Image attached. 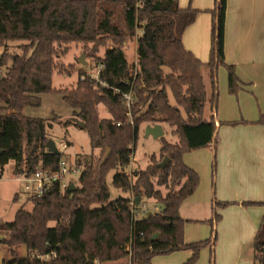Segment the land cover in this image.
<instances>
[{
    "label": "trees",
    "instance_id": "1",
    "mask_svg": "<svg viewBox=\"0 0 264 264\" xmlns=\"http://www.w3.org/2000/svg\"><path fill=\"white\" fill-rule=\"evenodd\" d=\"M196 14L191 8L179 9L177 0H0V47L24 42L21 53L8 54L3 50L0 54V68H5L0 75V176L9 162L13 163V174L23 169L32 172L39 167L56 168L61 153L53 154L45 148V128L51 123L23 114L39 94L57 93L83 123L81 128L88 135L91 150H104L105 154L109 150L105 160L103 157L96 163L89 157L78 159L79 187L60 191L58 185H53L41 197L34 198L31 211L18 209L11 222L0 223V232L7 233L0 245L8 252L2 264H105L125 259L126 243L130 264H148L154 256L180 250H191L192 255L184 264H195L205 246H209L214 258L215 226L220 220L216 210L228 203L213 198V213L206 221L211 228L208 239L183 242L184 221L178 210L195 191L199 178L184 165L182 155L210 147L215 159L216 126L212 112L217 104V68L223 66L227 70L230 94L237 92L239 81L233 66L226 65L223 59L225 0H215L210 11L206 63L186 51L181 42ZM137 29L140 35L136 39L135 71L128 65L121 44L133 37ZM107 40L113 45L98 58L104 65L99 73L104 86L87 78L70 90L52 89L56 44L76 41L103 46ZM203 70L207 73L208 90ZM130 90L134 103L128 117L122 94ZM99 103L110 118L99 119ZM206 105L211 114L208 119L204 116ZM145 122L166 124L179 141L172 144L159 137L161 161L151 155L144 170L132 172L135 181L131 182L122 169L130 163L139 126ZM257 123L264 126V115ZM165 157L167 162L160 167ZM117 168L119 171L112 177L115 188L134 196L152 197L163 209L135 220L130 199L108 201L105 177ZM153 179L157 186L171 184L164 196L154 189ZM175 186L179 188L175 190ZM253 204L264 206V202ZM49 221H54V225L48 226ZM20 246L26 251L21 257L16 255ZM252 248L254 261L264 264V215ZM51 252L55 256L48 262L36 257Z\"/></svg>",
    "mask_w": 264,
    "mask_h": 264
},
{
    "label": "crops",
    "instance_id": "2",
    "mask_svg": "<svg viewBox=\"0 0 264 264\" xmlns=\"http://www.w3.org/2000/svg\"><path fill=\"white\" fill-rule=\"evenodd\" d=\"M177 4L179 9L197 11L193 22L185 28L181 42L186 51L206 63L210 48V11L215 0H177ZM223 59L226 65L233 66L239 88L235 94L228 92L227 70L219 66L216 71L217 104L212 112L217 142L214 196L217 201L231 205L216 210L220 220L215 226L214 258L213 255L211 258L209 246H205L195 264H257L251 239L264 215V206L253 204L264 202V126L249 123L264 115V0H225ZM202 77L208 90L206 71L202 72ZM209 110L206 105V119L211 115ZM232 122L236 124H229ZM212 154V148L208 147L182 155L184 165L199 178L195 191L178 210L184 221L182 236L185 244L204 241L211 236L206 221L213 213ZM126 193L125 198L130 199L131 192ZM135 198L133 196V201ZM141 203L138 198L134 204L135 220L147 214L144 208H136ZM155 207L163 209L159 204ZM148 213L155 214L156 211L149 210ZM191 255V250H180L154 256L148 264H184ZM3 257L0 251V264Z\"/></svg>",
    "mask_w": 264,
    "mask_h": 264
},
{
    "label": "rangeland",
    "instance_id": "3",
    "mask_svg": "<svg viewBox=\"0 0 264 264\" xmlns=\"http://www.w3.org/2000/svg\"><path fill=\"white\" fill-rule=\"evenodd\" d=\"M140 35V30H136L135 34L131 38H126L121 44V49L125 55V59L128 65L133 66L137 69V55H136V39ZM24 42H9L6 46L0 47V54L3 50H6L8 54L11 53H21V46ZM113 45L111 40L105 41L103 46H96L93 43H82V42H68V43H58L55 45V50L57 51L56 56H54L55 69L51 77V87L54 90H70L76 87L77 82L81 76L89 77L96 72L97 66L99 65L98 58L102 57L104 51ZM81 59V60H80ZM9 64V63H8ZM163 72L167 73V68L163 67ZM204 71V70H203ZM202 71V72H203ZM5 73V68H0V75ZM97 83H95L96 85ZM38 100L35 103L39 105H31L24 109L23 114L29 117L42 118L47 123H51L50 127L45 128L46 139H51L55 146L59 149V142H63L67 145L63 156L70 165L73 167L77 164L78 159L89 157L96 163L102 160L105 152L104 150L94 149L91 150L89 145V138L85 130L80 127V121L72 114L73 109L61 100V97L55 93L39 94ZM170 103H173L172 97H169ZM96 109L98 112V117L100 118H110V114L103 104H97ZM207 113V110L206 112ZM258 121V120H257ZM257 121L249 123L253 125L261 126ZM243 122V121H242ZM242 124H245L244 122ZM146 125H153L150 123H141L139 126L136 145L134 153L132 154V162L125 167L127 170V175L130 176L131 182L135 181V178L131 176L132 172L135 170H144L145 166L149 163V157L151 155L155 156L156 161L159 159V150L161 142L159 138L154 139L151 136H144V127ZM163 127V139L169 143H178V136L173 134V129L166 124H160ZM263 127V126H262ZM264 130V127H263ZM161 161V160H160ZM212 154V163H213ZM211 163V164H212ZM79 164H81L79 162ZM161 164V163H160ZM119 168L115 170H110L106 177V185L109 190L108 201H113L118 197L125 198L128 194L123 192L121 189L115 188L112 185V177L119 171ZM124 168L122 169V171ZM211 179L212 194L214 196V179ZM154 184V189L159 190L164 196L168 192V188L171 184L167 186H157L156 179L152 180ZM213 182V185H212ZM75 187H79V182L77 179L72 178L70 181ZM28 183L23 179H16L13 175V163L9 162L4 166L2 174L0 176V223L11 222L14 218V214L18 209H23L26 211H31L33 207L34 197L30 196L27 190ZM179 186H175L174 189L177 190ZM133 193L129 195L130 201H133ZM140 198L142 203L136 206L138 209H145L147 214L150 211L160 212L161 209L156 208L158 203L152 197L148 198L144 194L140 196H135ZM217 200V199H215ZM230 203V202H229ZM231 204L226 205L225 207ZM94 207V206H92ZM224 207V208H225ZM160 208V207H159ZM137 212V210L135 209ZM137 214L135 213V217ZM54 221H49L48 226H53ZM0 235H7V233H1ZM2 239V237H0ZM253 239H251V242ZM252 244V243H251ZM127 245V246H126ZM20 246L16 249V255L21 257L26 254L25 248ZM22 249V250H20ZM128 250L130 251L128 244L126 243L123 247V252L126 254L125 259L116 262H109L105 264H126L129 263ZM0 251L3 252L4 256L8 257L7 248L4 245H0ZM98 264V263H96Z\"/></svg>",
    "mask_w": 264,
    "mask_h": 264
},
{
    "label": "built area",
    "instance_id": "4",
    "mask_svg": "<svg viewBox=\"0 0 264 264\" xmlns=\"http://www.w3.org/2000/svg\"><path fill=\"white\" fill-rule=\"evenodd\" d=\"M104 65L99 63L97 66L96 72L93 75H89L87 77L90 80H93L95 83H98L102 86L105 85L104 82L99 80V73L103 70ZM136 71V69H134ZM134 71V72H135ZM85 77L81 76L78 81L84 80ZM133 91L130 90L127 93L122 94V106L127 111V115L129 117V111L131 105L134 103V95ZM116 125H119L116 123ZM58 152L61 153L60 158L56 163V168L54 170L48 168H37L32 172H27V170L23 169V171L19 174H13L16 179L25 180L27 185V190L30 196L37 198L41 197L45 192H47L53 185H58L60 191H64L67 187L70 186V181L72 178L77 179L80 174L81 167L79 165H74L73 167L70 163L65 160L63 156V152L65 151L67 145L63 142H59ZM132 158V156H131ZM130 158V160H131ZM125 170V168H124ZM127 174V171L124 172ZM134 204L130 202V212L134 219ZM144 213V210H142ZM55 256V253L51 252L50 254L37 255L36 257L40 260V262H48Z\"/></svg>",
    "mask_w": 264,
    "mask_h": 264
},
{
    "label": "water",
    "instance_id": "5",
    "mask_svg": "<svg viewBox=\"0 0 264 264\" xmlns=\"http://www.w3.org/2000/svg\"><path fill=\"white\" fill-rule=\"evenodd\" d=\"M81 60V59H80ZM31 103L33 105H35V101H31ZM83 126V123L80 122V127ZM164 134L163 132V129H162V126L160 124H154V125H146L144 127V136L147 137V136H151L152 138L154 139H157L159 137H162ZM45 148L50 152V153H53V154H58V150H57V147L55 146V143L51 140V139H48L45 143ZM109 153V150L106 151V154L104 156V159L107 157ZM167 162V158L165 157L163 159V161L161 162V164H159L160 167L164 166V164ZM75 188V186L73 184H70L69 186V189L70 190H73ZM138 202V197L135 198V203L137 204ZM159 206H161V208H163V206L161 204H159Z\"/></svg>",
    "mask_w": 264,
    "mask_h": 264
}]
</instances>
